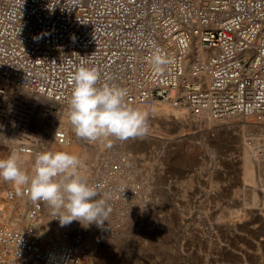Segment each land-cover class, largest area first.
<instances>
[{
	"label": "built area",
	"instance_id": "obj_1",
	"mask_svg": "<svg viewBox=\"0 0 264 264\" xmlns=\"http://www.w3.org/2000/svg\"><path fill=\"white\" fill-rule=\"evenodd\" d=\"M156 52L172 60L160 73L151 63ZM82 65L98 71V87L127 89L134 108L161 103L198 118L263 122L264 0H0V145L7 157L15 149L30 158L21 162L26 172L37 154L50 151L49 141L68 145L74 137L64 128L45 135L36 123L37 99L18 93L54 101L51 111L67 113L70 77ZM9 88L15 94L5 97ZM14 128L18 140L6 141L4 132ZM136 161L113 152L85 173L79 169L107 198L108 217L126 219L143 197ZM3 183L4 202L28 196L26 188ZM30 203L39 217L49 209ZM15 212L0 206V264L90 261L82 225L71 240L48 242L40 230L15 224Z\"/></svg>",
	"mask_w": 264,
	"mask_h": 264
},
{
	"label": "rangeland",
	"instance_id": "obj_2",
	"mask_svg": "<svg viewBox=\"0 0 264 264\" xmlns=\"http://www.w3.org/2000/svg\"><path fill=\"white\" fill-rule=\"evenodd\" d=\"M187 117L190 120L191 117L188 115ZM233 118L212 123L210 121L208 123V120L203 118L201 119L202 124H200V119H195L193 122L194 128L191 129H189L191 126L188 125L190 122L185 120V127L189 131L186 130L185 132H191V134L181 138V141L176 142L172 147L171 143H168L169 139H166L168 142L165 140L168 145L160 140L162 142L159 141L148 146L145 152L128 150L129 148L126 147L125 142L119 140H115L112 144L110 142L109 146L106 145L102 158L104 155L108 156L113 152H117V154L127 153L137 157L136 164L139 173L137 178L143 191L145 190L142 197L145 203L140 213V210H134L135 212L128 219L112 216L107 218L102 227L92 224L88 226L90 229L88 227L84 228L87 233L93 228L109 239L111 238L108 243L109 247H105L107 253H105L106 249H102L103 243L101 240L97 247L96 244H91L88 241L89 239L87 240L88 246L96 252V258L98 256L96 260L98 264H106L107 262L112 264L110 258L117 251L120 255L121 253L128 257L132 255V260L136 259L134 260L135 264H264V165H262L264 162V140H262L264 139V133L261 131V134L257 128H248L246 129V133L249 135H246L248 141L244 143L243 139L238 137L241 128L234 126H238L241 123L240 121L247 118L240 116ZM235 120L239 123L233 124ZM256 123L261 124L262 122L256 121ZM168 124L173 126L170 122ZM163 127L161 126L163 131H166L165 133L178 132V129L173 127H170V129L175 131L171 130L170 132ZM257 138H261L260 141ZM251 139L256 140L255 143L259 142L260 146L256 144V147V145H253L254 143L249 145V143H252ZM245 146H247V153L243 152ZM0 150V159H6L8 154L6 148L0 145ZM252 151L254 152L252 153ZM180 154L186 157L185 161L181 162L178 157L176 158ZM254 155L262 158L257 160ZM242 164L245 167H242ZM251 171L253 172L249 174ZM147 183L151 184L148 188L145 186L148 185ZM251 189L257 190L258 206L252 205L253 194L251 195ZM153 211L155 214H151ZM156 212H159V215ZM161 214L164 219L160 218ZM154 215L156 217H153ZM157 217L160 219L159 221ZM74 222L68 226L76 225L77 223ZM157 229L159 230L157 231ZM159 235L161 237L158 238ZM164 237L165 240L166 237L170 239L165 241ZM122 238H124L123 244L120 242ZM136 238H138V243L135 241ZM116 242L118 243L116 244ZM124 244H126V247ZM150 245H153V247ZM168 245H171V247ZM128 246L133 247L128 249ZM140 249H143V251ZM156 256H160V259Z\"/></svg>",
	"mask_w": 264,
	"mask_h": 264
},
{
	"label": "clouds",
	"instance_id": "obj_3",
	"mask_svg": "<svg viewBox=\"0 0 264 264\" xmlns=\"http://www.w3.org/2000/svg\"><path fill=\"white\" fill-rule=\"evenodd\" d=\"M42 38L38 35L34 40ZM151 63L153 70L160 73L172 60L156 52ZM98 80V71L83 65L70 77L73 87L67 116L75 135L91 142L109 137L119 141L145 138L149 132L147 112L126 103L127 89L98 87ZM82 167L83 161L77 155L49 151L37 154L32 173L28 174L20 155L13 151L6 159H0V179L26 188L33 203H46L61 227L74 221L85 228L91 224L102 227L111 208L101 191L80 175Z\"/></svg>",
	"mask_w": 264,
	"mask_h": 264
},
{
	"label": "bare ground",
	"instance_id": "obj_4",
	"mask_svg": "<svg viewBox=\"0 0 264 264\" xmlns=\"http://www.w3.org/2000/svg\"><path fill=\"white\" fill-rule=\"evenodd\" d=\"M1 85V84H0ZM9 86V85H8ZM7 86V87H8ZM12 87V86H10ZM14 88V87H12ZM12 88H9V91L4 95L5 97H8L9 95H13L15 94V92L13 91ZM26 91L22 90L20 91L18 94L23 97V96H27L28 97H33V98H36L37 99V103L39 104V108L37 109L38 110V115L36 116V123L37 125L40 127L41 131L45 133V135L47 136H50L52 134L53 136V133L54 131L58 130V129H61V128H64L67 130L68 132V136L70 137L71 135L74 137V140L72 142H69L68 145H59L58 143H56L54 140L53 141H49L50 143V151L51 152H60V151H63V152H68L70 154H74V155H77L79 156L82 161H83V169L85 168V170H81L80 172L82 173H85V171L87 169H89L91 167V165H98L99 162H100V159L102 158V155H103V150L105 149L106 145L109 146L110 142L112 144V142H114L115 140L117 141L118 139H116L115 137H109V138H105V139H101V140H98V141H95V142H91V141H88V140H85V139H82V138H79L75 135V132L73 130V127L72 125L69 123V120H68V116H67V113L66 112H63V113H60V112H53L51 111V108L55 105L54 101H51V100H48L46 98H43L41 96H38L36 94H33V93H25ZM16 96V95H15ZM18 96V95H17ZM3 97V95H1L0 93V99ZM36 101V100H35ZM140 109L142 110H145L147 112V115H151L150 117V127H149V132H148V135L143 138V139H140V138H135V139H129L127 141H124L125 142V145L126 147H128L129 149L128 150H137V151H144L145 152V149L156 143V142H159L160 140H162L164 143H166L168 145V143H171V147L176 143V142H179L181 141V138H184L186 135L188 134H191L190 133H186L185 131L187 130L186 127H185V120H188V125L191 126L189 127V129H191L193 126H194V120H199L200 119V124L201 123V119L203 118H206V120H208V123L209 121L212 123L214 121H219V120H213L212 118H210L208 115H202V116H199L198 117H193V116H190V120L188 119L187 117V110H183V109H179V107H176V106H170V105H164V104H161V103H153L152 105H141L139 107ZM239 117V116H236V118ZM233 118V117H232ZM193 119V120H192ZM230 119V118H229ZM234 119V118H233ZM243 119V118H242ZM171 123V125L173 126H169L170 124L168 123ZM206 122V121H204ZM229 122V121H227ZM232 122V121H231ZM241 123L237 126H234V127H240L241 128V133L239 134V138H242L243 139V142L246 143L248 141V139L246 138V129L248 128H257L260 130V133L261 131L264 133V121L261 123V124H255L256 121H252L251 118H247L246 120H242L240 121ZM196 123V122H195ZM211 123L209 124L210 127H211ZM235 123H239V122H236L233 121V124ZM252 123V124H251ZM260 123V122H259ZM199 124V123H198ZM208 125V126H209ZM215 125V124H214ZM161 126H164L166 129H168V131L170 132L171 130H174V129H178V132L175 131V133H173V131H171L172 134H168V133H165L163 131V129L161 128ZM200 126V125H199ZM163 127V128H164ZM170 127H173L174 129H170ZM201 127V126H200ZM228 127V126H227ZM231 127V126H230ZM194 128V127H193ZM229 128V127H228ZM5 129H7L5 127ZM188 131V130H187ZM195 131V130H193ZM217 131V130H216ZM189 132V131H188ZM212 132V131H211ZM214 132H215V129H214ZM254 132V131H253ZM194 133V132H193ZM231 133V132H229ZM195 134V133H194ZM249 134V133H248ZM262 134V133H261ZM18 135H19V131H18V128H14V132L13 134L11 135L9 132L5 131L4 132V135H3V138L6 140V141H12V142H16L18 140ZM249 136V135H247ZM256 137V136H255ZM237 138V136H236ZM249 138V137H248ZM253 138V136H252ZM166 139H169V142L166 140ZM259 141L260 139L257 138ZM168 142H166V141ZM252 140V139H251ZM257 140V142H258ZM264 140V139H262ZM160 141V142H162ZM124 142H123V145H124ZM255 141L252 140V143H249V145L253 144L254 146L256 144L259 145V142L258 143H255ZM122 144V143H121ZM202 144V143H201ZM263 144V142H262ZM119 145V144H117ZM244 146V144H243ZM253 146V148H254ZM251 147V146H250ZM257 147V145H256ZM252 148V149H253ZM262 148V147H261ZM112 149V148H111ZM245 151H243L244 153L246 152V149H247V146L244 147ZM243 149V150H244ZM258 149V148H257ZM107 150V149H106ZM259 150V149H258ZM263 150V149H262ZM1 151V150H0ZM16 150L13 149L12 152ZM256 151V150H255ZM11 152V153H12ZM180 152V151H179ZM241 152V151H240ZM254 151H252L253 153ZM247 153V152H246ZM251 153V154H252ZM106 154V153H105ZM141 154V153H140ZM143 154V153H142ZM141 154V155H142ZM184 154V153H182ZM250 154V153H249ZM250 154V155H251ZM20 155V162H23L27 159H30L27 155L25 154H19ZM139 155V154H138ZM105 156V155H104ZM103 156V157H104ZM144 156V155H143ZM175 156V155H174ZM247 156V155H246ZM249 156V155H248ZM247 156V157H248ZM256 156V155H254ZM264 156V155H263ZM178 157V160L183 162L185 161L186 157L182 156L181 154L176 156V158ZM257 157V160H260V156H256ZM256 157H254L256 159ZM175 158V157H174ZM147 159V158H146ZM246 159V158H245ZM244 160V159H243ZM256 161V160H255ZM247 162H249L247 160ZM86 163V164H85ZM246 163V162H245ZM260 164V161L258 162ZM32 164V161H29V165ZM249 164V163H248ZM262 164V163H261ZM244 164H242V167H245L243 166ZM264 165V162L263 164ZM23 166V165H22ZM237 166V165H236ZM252 166V165H251ZM89 167V168H88ZM260 167V166H259ZM262 168V167H261ZM244 169V168H243ZM246 169V168H245ZM29 171H27L28 174H31L32 173V169H28ZM251 170V169H250ZM263 170V169H262ZM261 170V171H262ZM138 171V170H137ZM245 171V170H244ZM253 171L249 172L252 173ZM184 173V172H183ZM217 174V173H216ZM248 174V173H247ZM246 174V175H247ZM248 174V175H249ZM149 175V173H148ZM243 175V174H242ZM254 175V174H253ZM250 176V175H249ZM218 179V178H217ZM263 179V178H262ZM0 206L5 204L9 211L12 210H16V214H15V217L13 219V222L15 224H18L19 227L23 230V231H31L32 228H34L35 230L34 231H38L40 230V234L43 235V238L45 241H48L50 242V240H57V241H60V242H66V241H69L71 240L74 236H77V231L78 227L79 226V223L80 222H74V223H77L76 225H72V226H64V227H61L60 224H59V220L58 219H55L56 216L54 215V212L53 210L49 207V209H47L42 216H36L35 214H33L32 212V206H31V200L28 196H25V195H22V194H18L16 200L14 202H4L3 200V193H2V188L4 183H3V180L0 179ZM250 182V180H249ZM148 184V183H147ZM151 185V184H150ZM149 184L148 185H145L147 188L150 186ZM246 185V184H245ZM254 185V184H253ZM263 185V184H262ZM142 186V185H141ZM176 187V186H175ZM196 187V186H195ZM144 188V187H143ZM246 189V188H245ZM162 190V189H161ZM178 190V189H177ZM196 190V189H195ZM252 192H251V195L253 196L252 198V205L255 206V205H259V198H256L257 196V190H253L251 189ZM250 190V191H251ZM145 191V190H144ZM143 191V192H144ZM181 192V191H180ZM221 194V193H220ZM244 194V193H243ZM146 197V196H145ZM192 198V197H191ZM222 199V198H221ZM257 200V201H256ZM251 202V201H250ZM144 203H145V200L143 201L142 199V196L139 198V199H136L133 207H132V210L133 212H135L134 210H140L139 213L141 212V209L144 207ZM153 204V203H152ZM249 204V203H248ZM251 204V203H250ZM212 205V204H211ZM251 205V206H252ZM249 206V205H248ZM156 207V206H155ZM158 207V206H157ZM225 207V206H224ZM151 208V207H150ZM153 208V207H152ZM163 209V208H162ZM242 209V208H241ZM240 209V210H241ZM164 210V209H163ZM239 210V209H238ZM144 211V209H143ZM156 211V210H155ZM159 211V210H158ZM184 211V210H183ZM236 211V210H235ZM132 212V213H133ZM138 212V211H137ZM149 212V211H148ZM161 213V212H160ZM144 214V213H143ZM147 214V213H146ZM151 214H155L154 211L153 213ZM157 215H159V212H156ZM223 214V213H222ZM137 215V214H136ZM165 215V214H163ZM145 216V215H144ZM147 216H149L147 214ZM211 216V215H210ZM114 217V216H113ZM128 217H131L128 216ZM128 217L126 219H128ZM153 217H156L155 215ZM164 217V216H163ZM162 217V214H161V219L163 218ZM194 217V216H193ZM258 217V216H257ZM141 218V217H140ZM158 218V217H157ZM157 218H153V219H157ZM139 219V218H138ZM164 219V218H163ZM167 219V218H166ZM207 219V218H206ZM108 220H111V219H108ZM118 220V219H117ZM160 219L158 218V221ZM175 220V219H174ZM116 221V219H115ZM121 221V220H120ZM139 221V220H138ZM137 221V222H138ZM157 221V222H158ZM166 221V220H165ZM110 222V221H108ZM124 222V221H123ZM111 223V222H110ZM171 223V222H170ZM113 224V223H111ZM124 224V223H122ZM81 225V224H80ZM92 225V224H91ZM94 225V224H93ZM200 225V224H199ZM119 226V225H118ZM127 226V225H126ZM130 227V226H129ZM128 227V228H129ZM144 227H145V224H144ZM163 227H166V226H163ZM244 227V226H243ZM118 228V227H117ZM121 228V227H120ZM88 229H90V227H88ZM93 229V228H92ZM92 229L86 234V241H90L91 244L95 245L96 247L99 245V243L102 241L103 243V250H105L106 248L109 247L108 243L109 241H111L106 235H103L101 233H99V231L97 232L96 229ZM110 229V228H109ZM155 230V228H153ZM159 229H161L159 227ZM157 229V231L159 230ZM167 229V228H166ZM170 229V228H169ZM230 229V228H229ZM116 230V229H115ZM153 230V232H154ZM228 230V229H227ZM110 231H112L110 229ZM114 231V230H113ZM125 231V230H124ZM128 231V230H127ZM125 231V232H127ZM136 231V230H135ZM146 231V230H145ZM156 231V232H157ZM171 231V230H170ZM109 232V231H108ZM107 232V233H108ZM119 232V231H118ZM123 232V231H121ZM129 232V231H128ZM152 232V233H153ZM155 232V233H156ZM160 232V231H159ZM167 232V231H166ZM113 233V232H112ZM137 233V232H136ZM228 233V232H227ZM171 234V232H170ZM112 235V234H111ZM124 235V234H123ZM127 235V234H125ZM156 235V234H154ZM87 236H90L89 238ZM130 236V235H129ZM136 236V235H135ZM145 236V234H144ZM172 236V235H170ZM127 238V236H125ZM147 237V236H146ZM153 237V236H151ZM161 237L160 235L158 236V238ZM169 237V235H168ZM113 238V237H112ZM116 238V237H115ZM139 238V236H138ZM135 241H137V239ZM142 239V237H141ZM140 239V240H141ZM145 239V238H144ZM155 239V238H154ZM163 239V238H162ZM168 239L170 238H167L166 237V240H165V237H164V240L165 241H168ZM101 240V241H100ZM113 240V239H112ZM119 240V239H118ZM123 240V241H122ZM122 240L120 242H122L121 244H123L124 242V238H122ZM132 240V239H131ZM156 240V239H155ZM87 241V242H88ZM118 241V242H119ZM127 241H130V240H127ZM134 241V242H135ZM158 241V240H157ZM163 241V240H162ZM161 241V243H162ZM170 241V240H169ZM116 242V244L118 243ZM142 243V240L140 241ZM144 242V241H143ZM197 242V241H196ZM138 243V241H137ZM136 243V245H137ZM165 243V242H164ZM168 243V242H167ZM200 243V242H199ZM88 244V243H87ZM120 244V246H122ZM130 244V242H129ZM146 244V243H145ZM149 244V243H148ZM152 244V243H151ZM169 244V243H168ZM216 244V243H215ZM254 244V243H253ZM126 244H124L125 246ZM135 245V244H134ZM91 246V245H90ZM117 246V245H116ZM116 246H115V249H116ZM143 246V245H142ZM153 247V245H150ZM171 247V245H168ZM106 247V248H105ZM114 247V246H113ZM111 247V248H113ZM126 247V246H125ZM129 247H133V246H128V249H130ZM137 247V246H136ZM139 247H140V243H139ZM167 247V245H166ZM90 250H91V247H89ZM94 248V247H93ZM120 248V247H119ZM141 248V247H140ZM153 249V248H151ZM96 250V249H95ZM99 250V249H98ZM109 250V249H108ZM120 250V249H119ZM122 250V249H121ZM139 250V249H138ZM137 250V251H138ZM143 251V249H140ZM155 250V249H154ZM97 251V250H96ZM107 253V249L105 250ZM111 251V250H110ZM117 251V250H116ZM124 251V250H123ZM112 252V251H111ZM156 252V250H155ZM104 253V252H103ZM131 253V252H129ZM98 254V253H97ZM124 254V253H123ZM128 254V253H127ZM160 254V252H159ZM131 255V254H130ZM134 255V254H133ZM149 255V254H148ZM154 255H156L154 253ZM158 255V254H157ZM139 256V255H138ZM137 256V257H138ZM142 256V255H141ZM100 257V256H99ZM136 257V256H134ZM145 257V256H144ZM148 257H151V256H148ZM156 257H159L160 259V256H156ZM197 257V256H196ZM226 257V256H225ZM238 257V256H237ZM98 258V256H97ZM96 258V252L95 251H92L91 250V259L89 262H86V263H83V264H98L96 262L97 260ZM101 258V257H100ZM99 258V259H100ZM142 258V257H141ZM253 258V257H252ZM99 259H98V262H99ZM103 259V258H101ZM100 259V262L102 263ZM112 260V264H123L125 262V264H135L133 257L131 255V257H128V256H125V255H121L119 254V252H114L113 255L111 256L110 258ZM143 259V258H142ZM147 259V258H146ZM149 259V258H148ZM158 259V260H159ZM165 259V258H164ZM105 260V259H104ZM103 260V262H104ZM145 260V259H144ZM152 260V259H151ZM150 260V261H151ZM239 260V259H238ZM256 260V259H255ZM255 260H253L255 262ZM138 261V260H137ZM136 261V263H137ZM142 261V260H141ZM149 261V262H150ZM168 261V260H167ZM200 261V260H199ZM107 262V261H105ZM110 262V261H109ZM148 262V261H147ZM138 263H140V261H138ZM100 264V263H99ZM108 264V262L106 263ZM111 264V262H110ZM239 264V263H238Z\"/></svg>",
	"mask_w": 264,
	"mask_h": 264
}]
</instances>
